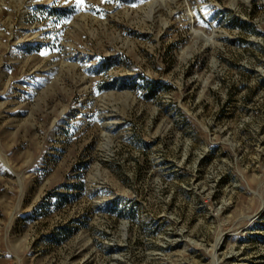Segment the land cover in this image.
I'll return each instance as SVG.
<instances>
[{
    "label": "rangeland",
    "instance_id": "rangeland-1",
    "mask_svg": "<svg viewBox=\"0 0 264 264\" xmlns=\"http://www.w3.org/2000/svg\"><path fill=\"white\" fill-rule=\"evenodd\" d=\"M0 264H264V0H0Z\"/></svg>",
    "mask_w": 264,
    "mask_h": 264
},
{
    "label": "snow or ice",
    "instance_id": "snow-or-ice-1",
    "mask_svg": "<svg viewBox=\"0 0 264 264\" xmlns=\"http://www.w3.org/2000/svg\"><path fill=\"white\" fill-rule=\"evenodd\" d=\"M77 6H83L84 5V0H76ZM135 6V5H133ZM41 55H45V53H41Z\"/></svg>",
    "mask_w": 264,
    "mask_h": 264
}]
</instances>
